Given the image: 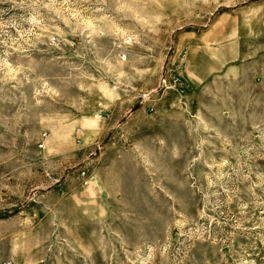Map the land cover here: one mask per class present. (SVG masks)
<instances>
[{"label":"rangeland","instance_id":"1","mask_svg":"<svg viewBox=\"0 0 264 264\" xmlns=\"http://www.w3.org/2000/svg\"><path fill=\"white\" fill-rule=\"evenodd\" d=\"M0 264H264V0H0Z\"/></svg>","mask_w":264,"mask_h":264},{"label":"built area","instance_id":"2","mask_svg":"<svg viewBox=\"0 0 264 264\" xmlns=\"http://www.w3.org/2000/svg\"><path fill=\"white\" fill-rule=\"evenodd\" d=\"M44 135H45V134H44ZM39 146H40V147L44 146L43 142L39 143ZM82 176H83V183H84L85 185L89 184V177L86 176V171H83V172H82Z\"/></svg>","mask_w":264,"mask_h":264}]
</instances>
